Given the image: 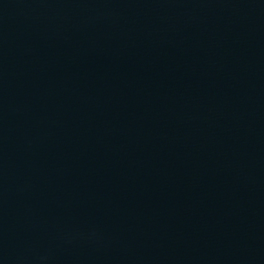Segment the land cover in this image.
Masks as SVG:
<instances>
[{
	"label": "water",
	"instance_id": "water-1",
	"mask_svg": "<svg viewBox=\"0 0 264 264\" xmlns=\"http://www.w3.org/2000/svg\"><path fill=\"white\" fill-rule=\"evenodd\" d=\"M0 264H264V0H0Z\"/></svg>",
	"mask_w": 264,
	"mask_h": 264
}]
</instances>
